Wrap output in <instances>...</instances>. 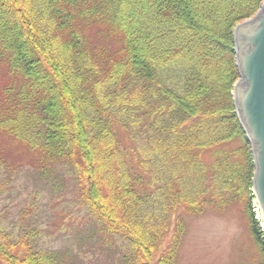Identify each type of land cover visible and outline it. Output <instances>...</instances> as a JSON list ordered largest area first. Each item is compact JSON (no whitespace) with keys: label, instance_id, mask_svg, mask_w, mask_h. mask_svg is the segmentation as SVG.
Here are the masks:
<instances>
[{"label":"trees","instance_id":"1","mask_svg":"<svg viewBox=\"0 0 264 264\" xmlns=\"http://www.w3.org/2000/svg\"><path fill=\"white\" fill-rule=\"evenodd\" d=\"M263 1L0 0V133L71 177L94 233L122 240L120 264H175L184 214L234 206L254 239L245 264H264L231 93L233 27ZM28 229L0 224V264L65 263Z\"/></svg>","mask_w":264,"mask_h":264},{"label":"rangeland","instance_id":"2","mask_svg":"<svg viewBox=\"0 0 264 264\" xmlns=\"http://www.w3.org/2000/svg\"><path fill=\"white\" fill-rule=\"evenodd\" d=\"M36 162L26 148L0 133V224L9 237L16 239L35 226L39 236L34 243L65 254L63 264H120L125 251L122 240L94 233V223L78 202L71 177L62 170H37ZM250 206L264 237L254 195ZM184 220L175 264H245L251 260L254 239L240 206L221 214L207 207L200 214H184ZM170 237L154 259L168 246Z\"/></svg>","mask_w":264,"mask_h":264},{"label":"water","instance_id":"3","mask_svg":"<svg viewBox=\"0 0 264 264\" xmlns=\"http://www.w3.org/2000/svg\"><path fill=\"white\" fill-rule=\"evenodd\" d=\"M238 79L232 97L239 123L250 142L253 195L264 224V1L233 28Z\"/></svg>","mask_w":264,"mask_h":264}]
</instances>
